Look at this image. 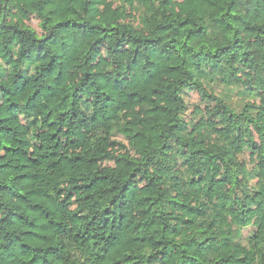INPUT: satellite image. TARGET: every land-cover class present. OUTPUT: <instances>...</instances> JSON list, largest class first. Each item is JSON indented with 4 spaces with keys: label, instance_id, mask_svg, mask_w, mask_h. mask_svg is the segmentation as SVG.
Segmentation results:
<instances>
[{
    "label": "trees",
    "instance_id": "trees-1",
    "mask_svg": "<svg viewBox=\"0 0 264 264\" xmlns=\"http://www.w3.org/2000/svg\"><path fill=\"white\" fill-rule=\"evenodd\" d=\"M29 1L0 0V264H264V0Z\"/></svg>",
    "mask_w": 264,
    "mask_h": 264
},
{
    "label": "rangeland",
    "instance_id": "rangeland-1",
    "mask_svg": "<svg viewBox=\"0 0 264 264\" xmlns=\"http://www.w3.org/2000/svg\"><path fill=\"white\" fill-rule=\"evenodd\" d=\"M16 9L15 13H13V16L19 15L20 11L27 10L30 8V1L29 0H16ZM116 4H119V0H109ZM25 13V12H24ZM16 18V17H15ZM27 19V20H26ZM25 23H27L29 26H31L33 29H35L38 33L41 34V30L39 28V21L35 18V16L28 15V18L26 17ZM239 74L241 76L244 75H250L254 78V81H258V75L251 73L250 71L245 70L244 68L239 69ZM218 95H220L223 99H229L230 103L237 109L240 110L245 104V102H254L252 100H243L241 96L238 95V91H232L229 92L227 89H225L222 86H217L214 90ZM211 93V91H210ZM185 101L187 104V112L185 115V118L188 122H192L194 124H198L201 120H203L207 126L209 127H215L219 123L221 113L216 114V103H209L199 96L197 93L193 92H186L184 94ZM255 135V134H254ZM256 139V135L254 136ZM116 142H124L123 138L118 137L115 138ZM64 151H73L77 148L76 143H74L72 140H64ZM115 150H119L117 146L114 147ZM249 153H246L243 157H241L242 164H248L249 163ZM251 229H248L247 231H244V239L247 238L249 235ZM242 244L246 243V240H241Z\"/></svg>",
    "mask_w": 264,
    "mask_h": 264
}]
</instances>
